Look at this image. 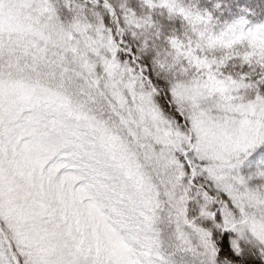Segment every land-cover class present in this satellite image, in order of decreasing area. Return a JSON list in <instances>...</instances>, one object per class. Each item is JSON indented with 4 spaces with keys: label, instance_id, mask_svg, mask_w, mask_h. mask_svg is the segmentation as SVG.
I'll use <instances>...</instances> for the list:
<instances>
[{
    "label": "snow or ice",
    "instance_id": "snow-or-ice-1",
    "mask_svg": "<svg viewBox=\"0 0 264 264\" xmlns=\"http://www.w3.org/2000/svg\"><path fill=\"white\" fill-rule=\"evenodd\" d=\"M0 264H264V21L0 0Z\"/></svg>",
    "mask_w": 264,
    "mask_h": 264
},
{
    "label": "trees",
    "instance_id": "trees-1",
    "mask_svg": "<svg viewBox=\"0 0 264 264\" xmlns=\"http://www.w3.org/2000/svg\"><path fill=\"white\" fill-rule=\"evenodd\" d=\"M183 2L201 12H212L220 25L240 17L264 21V0H183ZM156 18L154 14V19Z\"/></svg>",
    "mask_w": 264,
    "mask_h": 264
}]
</instances>
